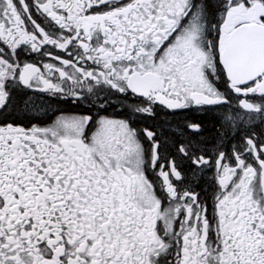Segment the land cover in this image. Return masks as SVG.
I'll return each mask as SVG.
<instances>
[{"label": "snow or ice", "instance_id": "obj_1", "mask_svg": "<svg viewBox=\"0 0 264 264\" xmlns=\"http://www.w3.org/2000/svg\"><path fill=\"white\" fill-rule=\"evenodd\" d=\"M0 264H264V0H0Z\"/></svg>", "mask_w": 264, "mask_h": 264}]
</instances>
